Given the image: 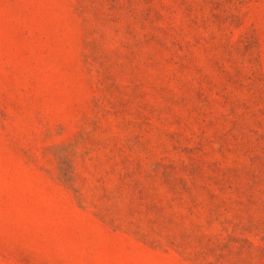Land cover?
I'll list each match as a JSON object with an SVG mask.
<instances>
[{
	"label": "rangeland",
	"instance_id": "rangeland-1",
	"mask_svg": "<svg viewBox=\"0 0 264 264\" xmlns=\"http://www.w3.org/2000/svg\"><path fill=\"white\" fill-rule=\"evenodd\" d=\"M0 264H264V0H0Z\"/></svg>",
	"mask_w": 264,
	"mask_h": 264
}]
</instances>
